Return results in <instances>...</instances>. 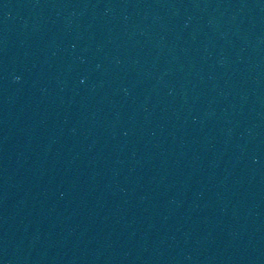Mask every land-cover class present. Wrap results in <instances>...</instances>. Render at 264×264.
Here are the masks:
<instances>
[{
    "label": "water",
    "instance_id": "water-1",
    "mask_svg": "<svg viewBox=\"0 0 264 264\" xmlns=\"http://www.w3.org/2000/svg\"><path fill=\"white\" fill-rule=\"evenodd\" d=\"M0 264H264V0H0Z\"/></svg>",
    "mask_w": 264,
    "mask_h": 264
}]
</instances>
